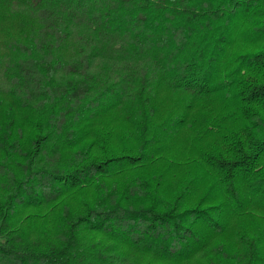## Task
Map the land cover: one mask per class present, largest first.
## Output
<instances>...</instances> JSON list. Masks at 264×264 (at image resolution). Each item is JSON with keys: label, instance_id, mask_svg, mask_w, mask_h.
<instances>
[{"label": "trees", "instance_id": "1", "mask_svg": "<svg viewBox=\"0 0 264 264\" xmlns=\"http://www.w3.org/2000/svg\"><path fill=\"white\" fill-rule=\"evenodd\" d=\"M130 249L264 264V0H0V264Z\"/></svg>", "mask_w": 264, "mask_h": 264}, {"label": "rangeland", "instance_id": "2", "mask_svg": "<svg viewBox=\"0 0 264 264\" xmlns=\"http://www.w3.org/2000/svg\"><path fill=\"white\" fill-rule=\"evenodd\" d=\"M32 211H35V208H28L26 209V212H32ZM133 254H136V258L140 259V260H143V262H150V264H160V260L157 259V257L155 256V254H153L152 252L150 251H138L136 249H130L128 252H131ZM176 263L175 264H197L199 263L198 261L194 260V259H191V260H188V261H175Z\"/></svg>", "mask_w": 264, "mask_h": 264}]
</instances>
